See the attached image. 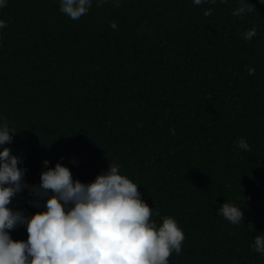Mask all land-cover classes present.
<instances>
[{
    "label": "trees",
    "instance_id": "16d2710c",
    "mask_svg": "<svg viewBox=\"0 0 264 264\" xmlns=\"http://www.w3.org/2000/svg\"><path fill=\"white\" fill-rule=\"evenodd\" d=\"M238 7L94 0L72 20L58 0H7L0 117L16 130L5 147L22 159L25 182L40 183L45 160L83 183L118 164L184 230L170 264H264L251 247L264 235V2L247 0L251 11L234 16ZM34 199L25 188L9 207L44 211ZM227 201L242 208L240 224L218 214ZM9 231L28 239L26 225Z\"/></svg>",
    "mask_w": 264,
    "mask_h": 264
},
{
    "label": "clouds",
    "instance_id": "9594fccd",
    "mask_svg": "<svg viewBox=\"0 0 264 264\" xmlns=\"http://www.w3.org/2000/svg\"><path fill=\"white\" fill-rule=\"evenodd\" d=\"M58 2L61 13L79 20L88 14L94 0ZM204 2L193 0L195 5ZM210 2L215 4L216 0ZM6 4L7 0H0V8ZM250 11L247 0H240L233 15ZM204 15H212V9ZM4 27L5 21L0 20V29ZM111 27L115 29L116 23ZM255 35L252 28L244 33V39ZM254 73V68L248 69L249 75ZM15 132L0 117V264H170L169 257L182 252L185 233L177 219L160 217L150 208L141 198L139 184L122 174L118 164L111 163L108 171L83 183L73 179L68 166L57 162L54 168L48 167L51 162L45 160L47 170L41 173L40 183L28 185L24 180L27 169L20 167L22 159L5 147ZM237 146L251 150L243 138ZM25 188L36 198L29 203L44 211L26 216L22 210L9 207ZM217 212L233 225L244 221L242 208L228 201ZM153 217H160V222ZM21 225L27 226L26 242L14 241L10 235L9 230ZM251 247L264 255V235H256Z\"/></svg>",
    "mask_w": 264,
    "mask_h": 264
}]
</instances>
